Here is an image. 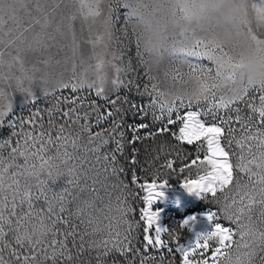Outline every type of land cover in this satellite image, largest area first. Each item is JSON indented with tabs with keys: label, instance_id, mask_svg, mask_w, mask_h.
I'll list each match as a JSON object with an SVG mask.
<instances>
[{
	"label": "rangeland",
	"instance_id": "rangeland-1",
	"mask_svg": "<svg viewBox=\"0 0 264 264\" xmlns=\"http://www.w3.org/2000/svg\"><path fill=\"white\" fill-rule=\"evenodd\" d=\"M8 2L14 4L17 12L15 19H9L8 16H5V31L15 29L17 20L24 27H27L32 17H41V13L36 11L37 0H8ZM124 2L125 0H102L100 5L102 9L101 15L95 18L94 21L92 19L84 21L78 17L74 22L76 41L79 44V50L75 57L76 71L78 74L83 72L89 64L95 65L97 57L102 56L105 60L103 72L107 74V81L104 84L107 96H98L94 89H88L87 87L81 89L78 94H73L70 89L58 87L62 79L67 80L72 75L73 59L70 43L71 34L64 28H62L61 32L56 31V28L62 19L77 11L78 5L75 0H40V4L49 14L51 22L44 35V40L48 46L44 48L33 45L34 48H37L36 51H26L23 54L25 69L29 70L27 75L34 77V82L30 84L28 79L23 78L19 66L14 65L10 71L5 65L0 70V75H9L10 77L8 79H0V93H2L0 94V110H3L4 106L9 102L13 106L12 113L5 118L4 126L0 127V144H3L5 140L10 141V143L3 144L0 147V160L10 162L12 148L19 146L23 150L25 140L29 134L39 136L41 132L44 133L45 140L51 135L54 141L52 144L45 145L47 151L44 155L46 157H57L58 149L56 144L58 142H56L55 138L60 132L61 126H63L64 136L71 134L72 137H75L79 134L81 137L77 149H73L71 146L67 149L69 152H75L78 157H81V159L75 161L78 169L81 172L87 171L89 176L95 177L99 181L93 185L92 179H88L87 187L84 186L83 180H81L79 186L68 184L70 177L67 175L57 177L54 183L51 180L48 181L54 191H61L65 187L69 190L65 201L67 211L61 213V216L67 217L69 213H76L77 208L80 207L84 209L83 218L86 219L90 215L101 227V230L94 236L85 237L83 249L80 248L79 237L75 241V246H73V241L69 238L67 244L72 260L66 261L64 258L58 257L56 264H98V260L99 264H142V262L143 264H181L180 254L174 251L177 243L179 241L184 243L191 242L197 234H204L210 231L211 225L207 220H197L192 225V232H189L186 228H179V223L187 219L188 215H206L208 211L217 212L219 214L218 222L230 227L233 232L236 231V225L228 220L222 211L225 202L220 193L217 194V199L208 196L203 200L199 199L194 206L179 207V204H185L191 198V194L185 192L181 184L188 179H198L199 176L206 174L208 171L207 165L197 164L192 167H186L191 160L197 157L202 160L207 154V146L203 140L191 145L179 141L177 137L179 136V129L182 123L177 119V113L172 116L175 121L172 124L168 123L167 115L164 116L163 120H156L155 117L159 116L160 112L158 108L152 106V96L148 93L151 92L154 83L161 90L176 92L184 89L190 91L194 87V82L189 80L186 75L189 72L187 64H180L167 53L162 58H158L148 51L156 43L155 32L147 30L140 24L138 17L129 18V10L123 7ZM126 2L134 6L138 3L148 5L147 9L140 7L138 11L143 14L146 20L151 21L154 29L157 25L160 26L163 35L167 37L166 44L171 45L173 41L183 39L180 36V29L173 26L167 0H126ZM157 3L163 4L164 7L153 13L152 9ZM110 9H112L111 13ZM180 15L182 14L177 10V17ZM109 18L111 19L110 26L106 23ZM249 28L259 39H264V28L256 24L241 25L237 30V47L244 43H251L248 37ZM40 31L39 25H35L30 32L25 33V36L28 41H31L35 34ZM109 31L111 32V37L108 35ZM196 34L198 36L204 35L202 32H196ZM49 35L55 37V39H49ZM98 36L102 37V41L93 48L87 41L90 39L95 40ZM0 49L15 55V47L3 49V46H0ZM113 55L119 58L113 59ZM5 58L8 59L7 55ZM81 58L85 61L83 65L80 64ZM189 60L191 63H200L208 68L214 67L208 59L196 61L194 58H189ZM44 61H47V63H44ZM108 61H112V63L125 69L124 72L120 73L124 84L118 91L113 90L111 81L116 73L111 65L107 63ZM33 66L38 70L31 71ZM177 68L183 74L182 80L179 77L173 80L171 75H165L166 72L171 74ZM86 75L89 80L96 78L93 69H88ZM17 77L22 79L23 88L30 87L35 93V102H27L25 100V94L17 86ZM150 77H155V79H150ZM146 88L148 89L147 92L145 91ZM45 89L49 92L48 95L44 94ZM219 94L230 95L228 87L221 89ZM260 95L261 93L255 88L250 89L245 100L233 104L231 109L221 110L217 113V116H222L225 119L231 117V126L236 129L234 134L226 133L221 140L222 146L232 154L230 158L234 165L239 162L240 149L236 147L235 140H232L231 145H229L228 141L232 138V135L236 139H240L245 133L240 129V125L235 122L237 113L232 109L239 108V115L245 120H247L249 115L259 119L258 113H253L248 104L252 103L259 107ZM117 96L120 97V102L117 105L121 109L120 113L108 119H99L107 116L108 111H114L109 101L116 99ZM69 97L77 100V114L81 117L79 123H72L71 120H68L67 123L65 122L66 118L63 116V112L72 107L66 100ZM199 107L206 111L207 102L202 103ZM196 108V105H193L192 109L180 108L178 109V114L183 116L186 111L195 110ZM139 109H143V111H139ZM85 113H88L86 120L84 118ZM74 118L75 115L73 116ZM8 120L12 121L14 127L8 126ZM114 120L120 124L119 129L114 130ZM202 120L206 125L219 123L218 119L211 115H203ZM29 121H32V123H29ZM85 123L90 125L89 132L93 136L97 133H103V138L108 139V143L102 145L98 153H93L90 149L100 144L101 140L97 137L93 143H88L89 132H85L82 128ZM141 124H145L147 127L139 128L137 131L138 126ZM223 126L227 128L229 125ZM162 128H166L167 131H160ZM134 136L139 138L134 140ZM116 141L120 142V150H117ZM36 147L39 148L40 145L37 144ZM29 150L35 151L36 149ZM63 150L61 148L59 152L62 153ZM253 151H256L255 146ZM105 154L110 158L108 162L103 160ZM113 154L116 156L114 163L111 161ZM97 155L101 157L99 162L96 160ZM169 161L173 163L172 169L167 167ZM23 163L24 158L17 156L15 165H22ZM30 163H35L39 167L40 161L33 159ZM54 165L58 166L53 168L54 172H67L68 166L61 163L60 159H55ZM93 167L99 169L98 176ZM113 167L116 169L115 172L112 171ZM105 168L108 170L105 171ZM181 168H184L183 172L180 171ZM14 170L15 166L9 169V173ZM234 176L238 177L241 183H248L247 174L235 172ZM25 179L30 184L35 183L33 177H26ZM41 179H47L46 174H42ZM153 179L157 183L166 181L167 185L164 189L179 193L171 194L170 197L162 196L151 205L152 210L159 214L158 225L172 231L161 233V239L167 243V247L155 248L149 246L146 251L143 239L145 235L143 231L144 222L140 219L145 206L143 200L145 193L140 185L149 183ZM134 180L136 181L135 183L133 182ZM93 188L99 191H93ZM233 188L234 185L229 186L226 193L231 194L230 190ZM85 202H91V206H87ZM121 202H123L125 209L131 208V211H128L124 217L128 224L123 223L120 218L121 213L118 209ZM34 207L44 208V223L50 224L51 220L47 215V205L43 198L39 201H34ZM53 207L58 209L59 204L54 202ZM26 211V205L18 207L16 209L17 216L22 215ZM258 215L259 210L257 209L254 217ZM12 220L13 227H15L16 217H12ZM70 220L72 223L79 224V220L74 216ZM40 222V217L37 216L25 221L24 226L31 232L34 227L39 228ZM110 222L114 230L120 231L121 237L128 232L129 224L131 225V234L129 236L131 244L128 245L130 250L122 254L120 251L113 249L106 256L98 257V252L103 250L90 249L88 241L107 239V225ZM57 227L63 232L70 230L64 224H58ZM92 227L91 225L89 226V231H92ZM150 233L154 239V226L150 229ZM15 235L14 231H9L3 242H0V248L3 247L4 243H8L19 250L15 244ZM174 235L179 240H175ZM50 239L51 236L49 235L46 241ZM233 239L239 241L240 237L237 234ZM217 247H219L218 241L212 240L209 242V249L204 253L203 257L209 260V264H211V254ZM201 251L203 250H197L196 255L193 257L194 260H201ZM223 251L225 255L219 261V264H235L237 255L235 244H233L231 249L226 248ZM243 251H246V249L240 250L241 253ZM10 252L11 249H5L3 258L5 261H12V264H14ZM261 256H264V253L257 254L255 264H260ZM38 264H52V260L45 259L41 254Z\"/></svg>",
	"mask_w": 264,
	"mask_h": 264
},
{
	"label": "snow or ice",
	"instance_id": "snow-or-ice-1",
	"mask_svg": "<svg viewBox=\"0 0 264 264\" xmlns=\"http://www.w3.org/2000/svg\"><path fill=\"white\" fill-rule=\"evenodd\" d=\"M78 5L77 11L70 13L57 25L56 31L61 32L62 28L66 29L71 34V51H72V75L67 80H61L58 87L63 89H70L73 94H78L81 89L87 87L88 89H94L98 96H107L104 84L107 81V74L103 72L105 66V60L102 56L97 57L95 65L89 64L87 68L81 73H77V64L75 57L79 50V44L76 41V35L74 30V22L79 18L87 21L101 15V2L102 0H75ZM168 6L172 16V23L174 27L180 29V36L183 37L180 41H173L171 45L166 44L167 37L163 35L160 30V26L157 25L153 28V24L150 20H146L143 14L138 9L143 7L147 9L148 5L138 3L137 5L130 4L128 2L123 3V7L127 8L128 17H138V22L142 24L147 30L154 31L156 35V43L153 44L148 51L162 58L167 53L169 56L174 57L180 64H187L189 72L186 74L188 79L194 82V87L189 91L187 89L177 90L176 92H169L161 90L157 84H153L151 92L148 94L152 96V106L158 108L160 115L156 116V120H163L164 116L167 115L168 123L172 124L175 121L172 119L174 113H177V119L182 123L179 129V136L177 139L182 143L189 145L203 140L207 146V154L202 160L197 157L191 160L190 164L186 167H192L197 164L207 165L208 171L206 174L199 176L198 179H188L181 184V187L185 192L191 195H195L198 199H205L211 196L213 199H217V194H222L224 200V207L222 209L224 215L228 220L236 225V231L230 227H226L218 222L219 214L214 211H208L205 215V219L211 225V230L204 234H197L195 239L189 243L179 241L174 249L176 253L180 254L181 264H209V260L203 258L204 253L209 249V242L216 240L219 243V247L215 249L211 254V264H219V261L224 257L225 253L223 249H231L233 244L236 246V262L235 264H255V257L258 253H264V82L258 84H245L242 80L238 79L237 72L241 65L234 59L233 52L225 49L224 47L217 46L207 36H198L195 30L184 28L179 24V20L183 18L185 7L180 4V0H167ZM253 8L257 9L258 14L264 9V0H249ZM195 3V0H193ZM164 5L157 3L152 9V12L163 8ZM86 9V10H85ZM177 10L182 14L177 17ZM36 11L41 13V17H32L27 27H24L18 20L16 21V28L4 30L5 16L9 19H15L17 9L13 3H9L8 0H0V46L3 49L15 47V55L11 52L6 53L0 49V70L5 65L11 71L12 67L19 66L23 78L28 79L31 84L34 82V77L27 75L28 69H25V62L23 54L26 51H36L33 45L46 48L48 45L44 40L47 28L50 26L49 14L44 10V7L40 4V0L36 2ZM110 13L112 9L109 10ZM109 26L111 25V19L106 22ZM35 25H39L41 31L36 33L33 40L28 41L25 36L26 32H30ZM244 26H247V22H244ZM239 25V26H241ZM166 27V25H165ZM239 28V27H238ZM111 37V32L108 33ZM248 37L252 44L255 45L258 54L264 55V39H259L253 34L251 28L248 29ZM49 39H55L50 36ZM102 41V37H97L95 40H88L87 42L96 47ZM8 57L6 59L5 57ZM113 55V59H118ZM189 58H194L196 61L208 59L214 65L213 68L205 67L200 63H191ZM47 63V61H44ZM85 61L83 58L80 60V64L83 65ZM108 64L114 69L116 75L112 79L113 90L118 91L119 88L124 84L120 77V73L124 72L125 69L117 66L108 61ZM88 69H93L95 73V79L89 80L87 78ZM38 69L33 68L31 71ZM166 76L171 75L173 80L178 77L182 80L183 74L180 70L174 69L170 74L165 73ZM9 75H0V79H8ZM17 86L19 90L25 94V100L27 102H35V93L32 89L22 87V79L17 77ZM155 79V77H150ZM228 87L230 95L219 94L221 89ZM255 88L261 93L260 105L255 106L252 103L248 104V107L253 113H258L259 119H255L252 115L247 117L245 120L239 115L240 109H232L235 111L236 117L235 122L240 125V129L245 133L240 139H236L234 135L228 141L231 145L232 140H235L236 147L240 149L239 162L233 164L230 156L232 154L226 150L221 144L222 138L227 134H234L236 129L231 126L232 118L228 117L225 119L222 116H217V113L221 110L231 109L233 104L245 100L249 94V90ZM147 92L148 89L146 88ZM2 94V93H0ZM44 94L48 95L47 89L44 90ZM31 98V100H29ZM67 102L72 105L67 111L63 112V116L66 118L65 122L71 120L72 123H79L81 117L77 114L76 108L77 100L71 97L66 98ZM113 110L108 111L107 116L100 117L99 119H108L120 113V107H117L120 102V97L111 99L109 101ZM207 102V110L204 111L199 106ZM193 105H196L195 110L186 111L183 116L178 114V109H192ZM135 107V105H133ZM13 111L12 103L9 102L4 106L3 110H0V127L4 126L5 118L9 116ZM51 112V110H49ZM59 111V109H57ZM143 111V109H139ZM75 118L73 119V116ZM203 115H211L218 119L219 123H213L206 125L202 120ZM88 113L84 114L85 120L87 119ZM32 123V121H29ZM114 130L119 129L120 124L115 120L113 121ZM229 125L225 128L223 125ZM8 126L14 127L11 120H8ZM147 125L141 124L139 128H146ZM85 132H89L90 125L85 123L82 125ZM160 131H167L166 128H162ZM64 127L61 126L60 132L57 134L55 140L58 149L57 157H46L47 149L46 144L54 143L51 135L48 136L47 140L44 139V133L41 132L39 136H32L29 134L25 140V147L21 150L18 147L12 148L10 153L11 161L5 162L0 160V242H3L9 231H14L15 244L17 248L12 247L11 244L4 243L3 247L0 248V264H12V261H5L3 258V252L5 249H11L10 255L14 260V264H38V259L43 255L45 259L52 260V264H56L58 257L64 258L66 261H71L72 256L70 249L68 248L67 241L69 238L75 241L77 237L80 240V248L83 249L85 246V237L94 236L98 231L101 230L100 224L94 221L89 215L86 219L84 217V209L78 207L76 213H69V216H61V213L67 211L65 207V201L69 190L65 187L61 191H54L49 185L48 181L51 180L53 183L55 179L60 176L67 175L70 177L68 184L79 186L81 180L84 181V186L87 187V180L92 179L93 185L99 181L92 176L88 175V172H81L75 161L81 159L75 152H69L67 149L71 146L73 149L79 147L80 135L77 134L72 137L71 134L68 136L63 135ZM122 135V134H121ZM111 136V134H110ZM97 137L100 138L101 143L95 148L90 149L93 153H98L100 147L108 143V139L103 138V133H97L93 136L89 132L88 143H93ZM139 137L134 136L133 139ZM30 141V143H29ZM10 141L5 140L3 144H8ZM117 143V150L119 148V141ZM0 144V147L3 146ZM40 147L37 148L36 145ZM255 146L256 151H253ZM64 149L63 152H59V149ZM29 149H36L30 151ZM17 156L24 158L22 165H15ZM40 161L39 167L35 163H30L31 160ZM60 159L61 163L68 166L67 172L53 171L54 160ZM101 159L100 156H96L97 162ZM109 156L105 154L103 160L109 161ZM111 161H116V156H111ZM15 166V170L9 173V169ZM169 169L173 168L172 161L167 163ZM97 176L99 175V169L93 167ZM108 169L105 168V171ZM113 172L116 169L113 167ZM181 172L184 168L180 169ZM235 172L245 173L248 176V183H241L238 177L234 176ZM46 174L47 179H41V175ZM26 177H33L35 179L34 184H30L26 181ZM136 182L135 180L133 181ZM167 182L157 183L153 179L149 183L140 185L144 191V207L140 219L144 222L143 231L145 233L143 239L145 241V250L147 251L149 246L155 248H165L167 243L161 239V233L171 232L162 228L158 225L159 214L153 211L151 205L158 199L161 198L163 193L161 189H164ZM234 185L231 189V194L226 193L229 186ZM83 190V189H82ZM93 191H99L93 188ZM43 198L47 205V215L51 220L50 224L44 223L45 210L43 207H34V201H39ZM58 203L59 208L55 209L53 203ZM87 206H91V202H85ZM27 206V211L22 215L17 216L16 209L18 207ZM259 210V215L254 217V213ZM121 213V220L123 223L128 224V221L124 219L126 213L131 211V208L125 209L123 202L118 209ZM40 217L39 228H33L31 232L24 226L25 221H28L33 217ZM74 216L79 220V224L72 223L70 218ZM12 217H16L15 227H13ZM195 217H189L179 223V228L187 229L192 232V225L195 223ZM58 224H64L70 228L69 231L63 232L57 227ZM92 227V231H89V226ZM154 226L155 238L153 239L150 229ZM108 238L101 239L100 241L90 240L88 241V247L95 249H102V252H98L99 256H106L109 251L115 249L120 251L122 254L129 251L128 245L131 244L129 236L131 234V225L129 224L128 232L121 237L119 230H114L112 223L107 225ZM7 229V231H6ZM23 229V231H22ZM239 235L240 240L236 241L233 239L234 236ZM51 236L50 240L46 241L48 236ZM58 237H63L59 238ZM175 240H179L174 235ZM241 249L246 251L240 252ZM50 250V251H49ZM197 250H203L200 252L201 260L196 261L193 257L196 255ZM99 264V260H98ZM143 264V262H142ZM260 264H264V256L260 258Z\"/></svg>",
	"mask_w": 264,
	"mask_h": 264
},
{
	"label": "clouds",
	"instance_id": "clouds-1",
	"mask_svg": "<svg viewBox=\"0 0 264 264\" xmlns=\"http://www.w3.org/2000/svg\"><path fill=\"white\" fill-rule=\"evenodd\" d=\"M180 4L185 7L180 25L202 32L217 46L235 49L234 59L241 65L238 79L245 84L264 82V55L252 43L237 47L239 25L247 22L264 28V11L258 14L249 0H180Z\"/></svg>",
	"mask_w": 264,
	"mask_h": 264
},
{
	"label": "bare ground",
	"instance_id": "bare-ground-1",
	"mask_svg": "<svg viewBox=\"0 0 264 264\" xmlns=\"http://www.w3.org/2000/svg\"><path fill=\"white\" fill-rule=\"evenodd\" d=\"M161 192L163 193V195L162 196H164V197H170V195L171 194H177V193H179V192H174V191H168V190H166V189H161ZM199 199L195 196V195H191V198H190V200L187 202V203H185V204H179V207L180 208H184L185 206H194L195 205V203L198 201ZM189 217H195L196 219H195V221H197V220H206L205 219V215H188V217L187 218H189Z\"/></svg>",
	"mask_w": 264,
	"mask_h": 264
}]
</instances>
